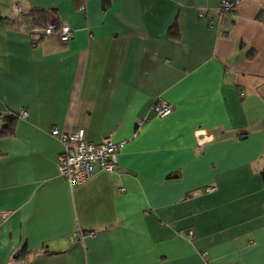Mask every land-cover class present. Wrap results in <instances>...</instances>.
Returning <instances> with one entry per match:
<instances>
[{
	"label": "crops",
	"instance_id": "1",
	"mask_svg": "<svg viewBox=\"0 0 264 264\" xmlns=\"http://www.w3.org/2000/svg\"><path fill=\"white\" fill-rule=\"evenodd\" d=\"M220 3L0 0V264H264V0ZM78 127L123 145L71 186Z\"/></svg>",
	"mask_w": 264,
	"mask_h": 264
},
{
	"label": "built area",
	"instance_id": "2",
	"mask_svg": "<svg viewBox=\"0 0 264 264\" xmlns=\"http://www.w3.org/2000/svg\"><path fill=\"white\" fill-rule=\"evenodd\" d=\"M239 2L240 0H221L218 11L232 12ZM14 9L19 15L26 12L19 4H15ZM82 9H85V6H82ZM199 16L207 18L203 12H200ZM219 17V14L208 17L207 22L209 26L214 25ZM38 34L46 36L56 35L60 41L66 43L72 39L74 30L67 24L49 21L46 26L38 30ZM173 109V104L162 97H158L153 104V110L158 117L171 114ZM17 114L20 118H25L28 115V111L20 109ZM142 124L143 121L138 123L139 126ZM52 134L64 144V150L58 157V163L61 175L68 180L71 186L84 184L92 177V164L95 161L100 162L103 169L108 171L114 170L118 161L120 148L123 145V143L115 142L111 136L103 138L99 143L90 142L86 139V130L83 127H78L71 132H61L58 128H54ZM215 189V185L207 186L206 188L208 192H213ZM9 213L2 212L1 215L7 217ZM189 233L193 235V230H190Z\"/></svg>",
	"mask_w": 264,
	"mask_h": 264
},
{
	"label": "trees",
	"instance_id": "3",
	"mask_svg": "<svg viewBox=\"0 0 264 264\" xmlns=\"http://www.w3.org/2000/svg\"><path fill=\"white\" fill-rule=\"evenodd\" d=\"M4 119H7V122L4 125V128L0 131V136H6L14 133L16 122L18 121V119H20V117L17 113H12L10 115L5 116Z\"/></svg>",
	"mask_w": 264,
	"mask_h": 264
}]
</instances>
